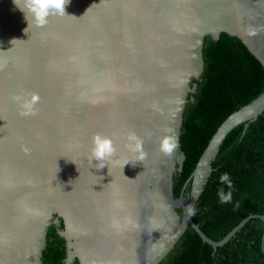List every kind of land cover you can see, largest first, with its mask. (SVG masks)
Listing matches in <instances>:
<instances>
[{"label": "water", "instance_id": "obj_1", "mask_svg": "<svg viewBox=\"0 0 264 264\" xmlns=\"http://www.w3.org/2000/svg\"><path fill=\"white\" fill-rule=\"evenodd\" d=\"M65 12L35 27L0 0V264H45L54 215L65 264H158L187 226L216 248L248 218L264 221L249 215L213 240L185 213L227 133L264 110V89L220 123L178 197L173 173L186 155L158 150L162 136L179 138L206 35L238 38L264 67V0H69ZM32 93L37 114L22 116L13 97ZM95 134L116 148L103 168L90 159Z\"/></svg>", "mask_w": 264, "mask_h": 264}, {"label": "trees", "instance_id": "obj_2", "mask_svg": "<svg viewBox=\"0 0 264 264\" xmlns=\"http://www.w3.org/2000/svg\"><path fill=\"white\" fill-rule=\"evenodd\" d=\"M203 70L192 77L182 111L179 147L186 157L181 170L173 173V196L178 197L199 156L220 123L233 111L257 97L264 89V67L236 37L221 32L218 39L206 35L202 45ZM212 170L195 203L192 216L213 240L222 239L249 215H264V110L256 119L231 129L215 158ZM227 173L233 187L219 177ZM223 188L232 200L220 203ZM189 189L186 186L185 191ZM239 205V207H237ZM181 214V209H176ZM51 222L41 260L45 264H65L66 240L63 228ZM264 221L248 218L224 244L213 248L187 226L170 252L158 264H264ZM74 264H79L77 258Z\"/></svg>", "mask_w": 264, "mask_h": 264}, {"label": "clouds", "instance_id": "obj_3", "mask_svg": "<svg viewBox=\"0 0 264 264\" xmlns=\"http://www.w3.org/2000/svg\"><path fill=\"white\" fill-rule=\"evenodd\" d=\"M16 7L24 13L25 19L35 27H44L48 23V18L51 16H65L66 6L69 0H13ZM13 99L18 103L20 115L35 116L37 114L36 105L40 101V97L36 93L30 94L29 98L16 95ZM172 132L171 129L168 130ZM129 143L126 145L128 149L135 154L137 160H144L147 153L144 151L143 140L135 133H129L127 137ZM179 148V138L175 134H166L159 141L158 150L165 156H171ZM27 152V149H25ZM116 154V148L112 139L107 136L95 134L92 137V148L90 150V159L96 161L99 168H103L107 161L112 160ZM129 164L125 162L123 167ZM127 178V177H125ZM128 179V178H127ZM222 184L227 185L229 189L233 187L232 181L227 173L219 177ZM220 203H229L232 200L231 191L225 192L221 188L218 193ZM239 207V205H237ZM196 209L194 205L185 207L186 220L195 215Z\"/></svg>", "mask_w": 264, "mask_h": 264}]
</instances>
